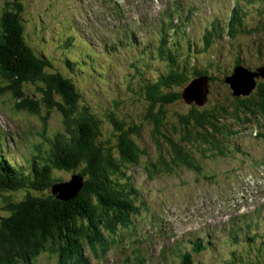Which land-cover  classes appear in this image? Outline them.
Instances as JSON below:
<instances>
[{
  "label": "rangeland",
  "instance_id": "obj_1",
  "mask_svg": "<svg viewBox=\"0 0 264 264\" xmlns=\"http://www.w3.org/2000/svg\"><path fill=\"white\" fill-rule=\"evenodd\" d=\"M177 1L182 18L190 16V44L182 41L174 63L188 53L193 54L196 60L191 63L205 68L211 76L207 106L228 99L230 90L224 77L233 72L234 62L239 60L241 65L251 68L264 62V18H260L262 13L257 9L264 0H240L246 28L255 27L256 32L234 39H214L206 52H200L206 28L215 17L224 20L235 0H24L28 40L56 57L59 70L74 74L81 103L88 104L103 119L104 138L113 141L112 128L105 117L109 112L141 128L135 139L144 155L126 171L139 192L135 210L116 227L115 234L106 236L110 247L98 254H103L100 258L87 252L89 264H139L135 255H140L142 264H177V248L189 250L196 239H201L206 249L195 254L194 263L221 264L231 248L237 247L239 253L247 248V237L251 235L243 233L245 228L256 233L253 237L257 247L264 240L260 236L264 235V139L254 134L252 124L237 136L225 139L223 154L195 156L199 171L180 166L169 173L153 174L144 168L147 160L157 161L158 150L149 137L151 119L145 117L148 100L140 89L141 75L135 69L138 67L144 78L165 70L164 61L143 52H154L163 10L172 9ZM2 4L0 0V13ZM188 6L194 10L188 13ZM67 35L75 37L73 45L62 48ZM133 35L135 43L131 42ZM64 55L79 60L80 67H66ZM191 72L187 78L192 77ZM187 85L185 82L163 91L181 92ZM31 91L33 88L27 86V94ZM16 103L9 94L0 96V132L6 138L3 153L20 165L33 151L34 144L42 140L37 131L43 123L40 116L17 110ZM190 106L182 99L165 105V119L178 128V116ZM158 109L156 104L154 112ZM47 125L49 134L61 128L60 115L52 112ZM23 156L27 157L23 160ZM55 175L67 180L70 174L59 171ZM73 185L76 187L77 182ZM233 226H242V231L228 249ZM259 257L255 264H262L261 254ZM32 264H56V259L44 253Z\"/></svg>",
  "mask_w": 264,
  "mask_h": 264
},
{
  "label": "trees",
  "instance_id": "obj_2",
  "mask_svg": "<svg viewBox=\"0 0 264 264\" xmlns=\"http://www.w3.org/2000/svg\"><path fill=\"white\" fill-rule=\"evenodd\" d=\"M257 9L262 13L260 18H264V2ZM191 10L188 7V13ZM24 11V0H3L0 96L11 95L17 102V110L41 117L43 124L37 132L42 142L34 144L25 162L18 165L15 159L3 153L0 139V264H32L44 253L54 257L56 264H86L87 252L98 257L107 251L110 244L106 236L115 234L116 227L135 210V197L139 192L126 171L138 164V159L144 155L135 139L140 136L141 128L109 112L105 117L111 125L113 141L104 138L101 133L103 119L88 104L81 103L74 74L67 75L59 70L56 57L28 40ZM244 14L240 0H235L224 20L213 18L203 34L200 52L209 50L214 39H234L240 34L256 32L255 27L246 28ZM189 19L190 16L182 18L179 4L172 9L165 8L155 50L143 52L164 61L165 70L144 78L135 67L143 81L140 89L148 100L145 117L151 119L149 137L158 150L157 161L149 159L144 164L145 170L153 174L157 171L169 173L180 166L199 171L195 156L223 154L225 139L237 136L250 124L255 127L254 134L264 139L262 76L254 77L255 85L248 94H234L230 84L224 81L230 90L229 98L207 106L212 81L205 68L195 67L191 62L196 58L189 53L179 63H174L177 62L176 51L182 49V41L190 44ZM66 39L62 48L73 45L72 35H67ZM240 63L236 60L234 67L242 66L250 72L261 66L251 68ZM64 65L73 70L81 63L64 55ZM189 71H192L191 78H187ZM195 77H206L205 99L202 104L187 103L191 106L178 116L176 128L165 119L164 106L182 98L180 92H164L163 89L184 85ZM27 86L33 88L29 94ZM156 104L159 109L154 112ZM54 111L60 115L61 128L49 134L47 122ZM26 157L23 156V160ZM59 171L69 172V178L56 176ZM75 179L76 187L72 184ZM65 187L68 189L63 190ZM241 231L242 226L231 228L228 249ZM243 233L251 235L247 237V248L242 253L237 247L231 248L221 264H255L260 254L264 262V240L257 247L253 237L256 233L247 228ZM193 242L189 250L177 248V264H195V254L206 249L201 239ZM240 246L239 249L243 247Z\"/></svg>",
  "mask_w": 264,
  "mask_h": 264
},
{
  "label": "water",
  "instance_id": "obj_3",
  "mask_svg": "<svg viewBox=\"0 0 264 264\" xmlns=\"http://www.w3.org/2000/svg\"><path fill=\"white\" fill-rule=\"evenodd\" d=\"M255 76H262L264 78V64L256 68L255 72H250L242 66H236L233 68V72L225 77L224 81L230 84L232 90H234V94H248L255 85ZM238 79L241 80V82H238ZM206 82V77H195L190 80L188 85L180 92L182 100L188 104L192 101L196 104H202L206 95ZM74 182H77V179L73 180L72 184ZM68 186L69 184L66 187Z\"/></svg>",
  "mask_w": 264,
  "mask_h": 264
},
{
  "label": "bare ground",
  "instance_id": "obj_4",
  "mask_svg": "<svg viewBox=\"0 0 264 264\" xmlns=\"http://www.w3.org/2000/svg\"><path fill=\"white\" fill-rule=\"evenodd\" d=\"M239 80V79H238ZM238 82H241V80H239ZM4 88V87H3ZM35 146V145H34Z\"/></svg>",
  "mask_w": 264,
  "mask_h": 264
}]
</instances>
